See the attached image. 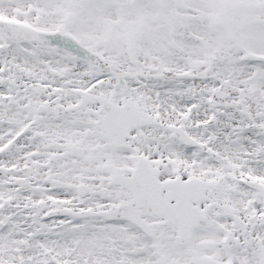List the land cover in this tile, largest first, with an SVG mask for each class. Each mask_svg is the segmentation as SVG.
Wrapping results in <instances>:
<instances>
[{
  "label": "snow or ice",
  "instance_id": "obj_1",
  "mask_svg": "<svg viewBox=\"0 0 264 264\" xmlns=\"http://www.w3.org/2000/svg\"><path fill=\"white\" fill-rule=\"evenodd\" d=\"M0 264H264V0H0Z\"/></svg>",
  "mask_w": 264,
  "mask_h": 264
}]
</instances>
